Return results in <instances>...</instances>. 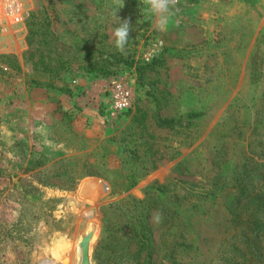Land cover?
I'll use <instances>...</instances> for the list:
<instances>
[{"label": "rangeland", "instance_id": "1", "mask_svg": "<svg viewBox=\"0 0 264 264\" xmlns=\"http://www.w3.org/2000/svg\"><path fill=\"white\" fill-rule=\"evenodd\" d=\"M117 6L23 0L0 21V264H81L85 236L89 264H264V0H178L163 32L123 0V54ZM107 73L136 94L113 119ZM32 87L87 113L48 118ZM103 208L123 222L105 230Z\"/></svg>", "mask_w": 264, "mask_h": 264}, {"label": "built area", "instance_id": "2", "mask_svg": "<svg viewBox=\"0 0 264 264\" xmlns=\"http://www.w3.org/2000/svg\"><path fill=\"white\" fill-rule=\"evenodd\" d=\"M22 2L23 0H0V21L19 23L23 16ZM98 85V92L106 98L109 118L113 119L133 108L135 88L127 78L122 75L110 76Z\"/></svg>", "mask_w": 264, "mask_h": 264}, {"label": "clouds", "instance_id": "3", "mask_svg": "<svg viewBox=\"0 0 264 264\" xmlns=\"http://www.w3.org/2000/svg\"><path fill=\"white\" fill-rule=\"evenodd\" d=\"M118 6L113 10L112 16L116 21V26L112 30V39L114 47L120 53H125L126 45L129 41V33L133 30L129 19L121 20L117 12L123 7V0H117ZM178 0H142L143 11L148 13L154 21V27L157 31H166L171 17L175 14Z\"/></svg>", "mask_w": 264, "mask_h": 264}, {"label": "crops", "instance_id": "4", "mask_svg": "<svg viewBox=\"0 0 264 264\" xmlns=\"http://www.w3.org/2000/svg\"><path fill=\"white\" fill-rule=\"evenodd\" d=\"M27 97H28L29 103L31 104L32 110L41 111V112L43 111L44 115L48 118L49 117H55V115H59V113H62L61 115H64L65 117H67L62 110H64V111L70 110V113L74 112L73 110H75L76 111V112H74L75 114L80 113V112H82V114H84L87 111V109L85 108V104L82 103L80 105V102H81L83 97L77 99L79 101L73 102V100H75V99H73V97L66 96V100L67 101L70 100L73 104L72 106L69 107L70 109L64 108V107L61 108V104H65L64 101H63V103L57 104L59 99L64 100L65 96H62L61 93H57V97L53 98L52 93L48 89L46 90L44 88L32 87V88H30V91H29ZM82 102H83V100H82ZM80 107H82L83 109H81ZM20 111H21L19 113L20 115H22L23 113H26V111H22V110H20ZM75 114L73 116L69 115L67 122L70 123L73 127H78L80 129L87 127V125H85V123H83L81 121L80 117H75L76 116ZM87 119H88V116L85 115V120H87Z\"/></svg>", "mask_w": 264, "mask_h": 264}, {"label": "trees", "instance_id": "5", "mask_svg": "<svg viewBox=\"0 0 264 264\" xmlns=\"http://www.w3.org/2000/svg\"><path fill=\"white\" fill-rule=\"evenodd\" d=\"M103 59H108V60H117V61H129V58H124L121 55H107V56H103ZM132 62V61H130ZM121 73H107L103 76L105 77H110V76H115V75H119ZM128 112V111H127ZM126 113V112H125ZM130 201H132L133 203L136 202V204H139L140 202H137L136 200L130 199ZM144 211L145 209L141 207V209L138 211L139 213H137L135 215V219L138 222H141L142 216H144ZM102 216H103V221L105 222V230H109L110 229V225H114V226H118L120 225L123 221H120L119 219L122 217V215H119L118 212L120 213V211H116V212H109L108 208H103L102 209ZM122 214V213H121ZM124 216H127V213H123ZM142 226L137 227V229H142ZM137 240L142 244V247L144 249V251L147 253V256H150V251H149V245L147 242V239H144L143 235H141L139 232L135 235ZM140 264H147L146 262H142Z\"/></svg>", "mask_w": 264, "mask_h": 264}, {"label": "water", "instance_id": "6", "mask_svg": "<svg viewBox=\"0 0 264 264\" xmlns=\"http://www.w3.org/2000/svg\"><path fill=\"white\" fill-rule=\"evenodd\" d=\"M91 236H85L80 242L81 264H89L88 246Z\"/></svg>", "mask_w": 264, "mask_h": 264}]
</instances>
